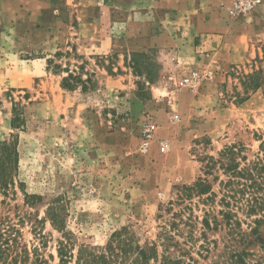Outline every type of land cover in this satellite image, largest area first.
Returning a JSON list of instances; mask_svg holds the SVG:
<instances>
[{
  "label": "rangeland",
  "instance_id": "1",
  "mask_svg": "<svg viewBox=\"0 0 264 264\" xmlns=\"http://www.w3.org/2000/svg\"><path fill=\"white\" fill-rule=\"evenodd\" d=\"M11 1L14 8L0 6V141L17 136L18 164L14 186L6 196L0 193V229L15 226L28 247L40 245L43 237V253L52 254L56 264L61 233L46 216L47 206L56 204L75 244L74 253L81 244L102 249L117 232L134 248L156 243L161 252L166 228L186 249L181 256L191 264L224 261L225 229L203 225L204 210L211 206L217 213L222 208L219 181L227 178L211 157L215 160L223 148L236 145L252 158L259 137L264 138V36L240 48L224 70L190 68L188 63L175 69L177 47L104 54L88 46L80 21L70 15L74 0L66 3L68 15L60 27L32 44L24 35L38 38V32L26 23L25 11L19 19L15 10L18 2L22 7L33 0ZM232 1L221 7L227 12ZM260 5L264 0L253 11ZM120 12L116 19H125L130 27L114 28L112 36L122 35L134 45L154 31L153 24L161 17L160 11L147 8L136 16L122 8ZM252 12L248 18L232 19L248 22ZM26 26L31 30L25 31ZM134 52L144 55L132 67ZM64 69L84 79L91 76L95 86L62 88L61 78L67 73L57 71ZM208 69L213 77L196 92L181 84L189 71ZM255 72L259 86L246 89L243 82ZM14 105L25 120L18 129L10 127ZM148 120L157 128L148 148L141 151L140 133ZM164 138L169 139L170 150L161 153L157 145ZM199 178L212 184L213 201L203 202L205 195L196 194L182 199L183 188ZM24 193L30 196L27 202ZM179 215L191 224L176 232L170 222H180ZM189 236L192 239L185 244ZM178 250L171 246V255L180 254ZM255 251L262 256L254 259L264 258V250Z\"/></svg>",
  "mask_w": 264,
  "mask_h": 264
},
{
  "label": "trees",
  "instance_id": "2",
  "mask_svg": "<svg viewBox=\"0 0 264 264\" xmlns=\"http://www.w3.org/2000/svg\"><path fill=\"white\" fill-rule=\"evenodd\" d=\"M58 55V53H56ZM143 53L132 54V67L136 64V58L143 56ZM48 64L52 62L47 60ZM60 69V65H56ZM110 71L109 68H105ZM65 71L67 75L61 78V87L73 90L76 86H80L82 90L87 88L90 83L95 86V82L91 76L85 79L80 74H73L69 70ZM248 82H243L246 89L254 84L253 88L259 86L257 72L247 75ZM254 82V83H253ZM25 124L24 117L19 112V108L15 105L12 108V116L10 118V127L18 129ZM8 140L0 141V193L7 195L12 186H14V176L18 164L17 152V136L11 134ZM258 151L253 154L252 158H247L242 154L243 147L230 145L226 146L219 152L217 159H212L213 162H218L227 176L226 179L220 180V190L222 194L219 202L222 208L215 213L210 206L204 210L203 225L205 229L217 230L218 227L225 229V235L228 240L223 244V256L226 258L220 264H264L262 253H256L255 248L264 250V138L259 137ZM213 167V163L207 165L206 173ZM217 177L214 176L213 180ZM185 194L179 195L182 197H190L196 194L202 197L203 202L213 201L215 192L212 190V184L206 178H199L190 186H185ZM27 202L29 195L25 194ZM183 199V198H182ZM46 216L51 225L60 231L61 236L56 240V264H150V260L158 264H191L186 261L181 254L184 249L175 238V234H171L170 230L165 228L161 237L162 250L157 252L156 243L151 246H139L135 248L132 242L121 237L119 233L112 234L110 241L99 250H94L92 247L85 244L78 246L74 253L75 244L71 240L70 232L65 228L61 218L60 207L56 204H49L46 208ZM217 214L221 219L217 218ZM180 222H170V227H176V232L179 231L181 225H190L191 222L180 217ZM212 218V220H210ZM212 221V222H211ZM245 225V227H243ZM179 235V234H178ZM40 238L42 247L45 244L44 238ZM192 239L189 236L185 239V244ZM42 240V241H41ZM204 243H208L205 239ZM41 244H33L28 247L26 243L21 241V233L18 228L13 225H8L6 228L0 229V264H52L54 256L48 254L45 256ZM173 246L179 249L180 254L171 255L170 247ZM200 247H206L203 244ZM252 260L254 262H252Z\"/></svg>",
  "mask_w": 264,
  "mask_h": 264
},
{
  "label": "crops",
  "instance_id": "3",
  "mask_svg": "<svg viewBox=\"0 0 264 264\" xmlns=\"http://www.w3.org/2000/svg\"><path fill=\"white\" fill-rule=\"evenodd\" d=\"M229 1L74 0L70 15L80 21V34L86 37L87 45L98 52L106 54L141 50L146 46H172L177 47L174 57L179 62L177 65L174 60L175 69L180 64L188 63L190 68L203 65L224 70L239 56L240 48L246 49L264 36V6H258L248 22H241L229 17L225 8L221 7V4ZM13 3L11 0H0V6L6 10L13 7ZM66 3H70V0H33L22 7L18 2L15 10L19 14L17 17L21 19L25 11L26 23L34 26L38 32V38L25 33L23 39L33 44L49 38L68 15ZM121 8L129 10L133 16L144 13L145 8L151 9L153 13L161 12L160 19L153 24L154 31L140 39V43L145 46L122 40V35L112 36V29L125 31L124 26L130 27L125 19H116L123 13L120 12ZM28 30H31L30 26H26L25 31Z\"/></svg>",
  "mask_w": 264,
  "mask_h": 264
},
{
  "label": "built area",
  "instance_id": "4",
  "mask_svg": "<svg viewBox=\"0 0 264 264\" xmlns=\"http://www.w3.org/2000/svg\"><path fill=\"white\" fill-rule=\"evenodd\" d=\"M261 2V0H233L227 7L228 16L231 18H248L253 9ZM213 77L211 69L200 72L198 70L189 71V73L181 79V84L188 89L196 92L202 82ZM157 124L153 120L145 122L140 133L139 149L145 151L152 142ZM158 150L166 153L170 150L169 139H160L158 141Z\"/></svg>",
  "mask_w": 264,
  "mask_h": 264
}]
</instances>
